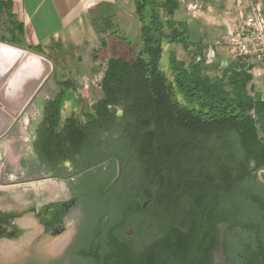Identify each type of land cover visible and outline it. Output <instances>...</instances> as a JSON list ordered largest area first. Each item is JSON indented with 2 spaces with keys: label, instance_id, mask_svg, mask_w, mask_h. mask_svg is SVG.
Here are the masks:
<instances>
[{
  "label": "flooded vegetation",
  "instance_id": "1",
  "mask_svg": "<svg viewBox=\"0 0 264 264\" xmlns=\"http://www.w3.org/2000/svg\"><path fill=\"white\" fill-rule=\"evenodd\" d=\"M94 103H76L79 119L70 118L73 109L66 107L60 120H78L90 130L81 114ZM120 137L36 131L32 158L22 170L10 177L2 167L0 251L8 262L264 264V165L252 162L250 175L232 189L207 180L212 167L199 177L194 166L172 200L160 196L158 181H145L139 197L132 157L113 149ZM42 139L48 150L41 155Z\"/></svg>",
  "mask_w": 264,
  "mask_h": 264
},
{
  "label": "trees",
  "instance_id": "2",
  "mask_svg": "<svg viewBox=\"0 0 264 264\" xmlns=\"http://www.w3.org/2000/svg\"><path fill=\"white\" fill-rule=\"evenodd\" d=\"M13 6L0 1V10ZM133 6L136 42L126 39V56L108 58L99 81L102 96L81 114L89 119L90 130L78 120H60L66 107L73 109L70 118L77 116L76 103L86 100L77 94L72 78L58 76L59 91L46 102L38 133H121L113 149L132 157L139 197L145 181H158L160 196L172 200L177 183L191 179L194 166L199 177L206 175L205 167H212L207 180L232 189L250 175L252 162L254 168L264 165V99L257 92L250 94L248 66L237 60L222 67L207 62L200 50H189L186 24L172 18L177 0H133ZM16 31L22 35L19 25ZM0 40L43 52L41 45H26L18 36ZM177 44L188 52L189 61L177 58ZM176 92L187 102L178 101ZM39 143V153H47L48 141Z\"/></svg>",
  "mask_w": 264,
  "mask_h": 264
},
{
  "label": "rangeland",
  "instance_id": "3",
  "mask_svg": "<svg viewBox=\"0 0 264 264\" xmlns=\"http://www.w3.org/2000/svg\"><path fill=\"white\" fill-rule=\"evenodd\" d=\"M115 11L112 9V13ZM89 14L93 19L99 16L97 12ZM10 21L6 10H0V39L10 38ZM133 22L135 21L129 15L120 13L116 24H109L107 27L96 24L97 28L93 24H84V27L79 26L77 37L55 40L43 46V52L38 54L49 60L52 70L32 100L14 119L9 130L0 137V170L4 167L7 174L13 177L32 158V140L43 119L44 105L59 91L58 76L72 78L77 83V94L90 104L102 96L99 81L108 58L125 57L129 44L126 41L136 42L137 28ZM102 28L106 30L103 31ZM21 48L37 54L25 47ZM180 48L177 46L176 56L186 60L187 55ZM246 58L245 64L252 73L253 89L250 94L257 92L264 99V48L251 51ZM216 62L222 67L228 63L220 60ZM175 98L180 102H187L177 92ZM260 137H264V133Z\"/></svg>",
  "mask_w": 264,
  "mask_h": 264
},
{
  "label": "crops",
  "instance_id": "4",
  "mask_svg": "<svg viewBox=\"0 0 264 264\" xmlns=\"http://www.w3.org/2000/svg\"><path fill=\"white\" fill-rule=\"evenodd\" d=\"M0 1L14 5L8 10L2 8L6 10V13L13 14L10 17V38L18 36L26 45L43 47L55 40L73 39L79 35V26L104 24L103 20L107 24H116L120 13L127 14L134 20L133 0ZM177 2L178 8L174 11L172 18L186 24L188 41L191 44L189 50L193 52L200 50L207 62L220 60L229 63L240 60V63H245L247 61L246 57L249 54L238 56L230 43L216 44L215 42L226 36L234 38L235 33L242 26L243 13L248 12L252 6L259 8L264 20V0H177ZM112 9L116 11L112 13ZM89 11L97 12L99 16L93 19ZM16 25L20 26L22 35L17 34ZM0 44L9 47L12 51L17 49L16 46L7 43L0 42ZM177 46L181 47L178 44L173 45L174 50H177ZM183 52L187 55V60L188 52L184 50ZM28 54L32 56V53L26 50L24 62ZM195 58L198 60L200 55L197 54ZM0 109L4 110V106Z\"/></svg>",
  "mask_w": 264,
  "mask_h": 264
},
{
  "label": "water",
  "instance_id": "5",
  "mask_svg": "<svg viewBox=\"0 0 264 264\" xmlns=\"http://www.w3.org/2000/svg\"><path fill=\"white\" fill-rule=\"evenodd\" d=\"M25 54L26 50L21 47L12 51L0 44V107L4 106V110L0 109V137L9 130L13 118L20 115L52 70L44 56L32 53L33 62L29 64L24 62ZM61 115H66V108ZM261 176L264 178V172ZM0 264H12L1 251Z\"/></svg>",
  "mask_w": 264,
  "mask_h": 264
},
{
  "label": "built area",
  "instance_id": "6",
  "mask_svg": "<svg viewBox=\"0 0 264 264\" xmlns=\"http://www.w3.org/2000/svg\"><path fill=\"white\" fill-rule=\"evenodd\" d=\"M242 19V26L235 33L234 38L226 36L215 42L216 44L230 43L238 56L264 48V20L259 8L252 6L248 12L243 13Z\"/></svg>",
  "mask_w": 264,
  "mask_h": 264
},
{
  "label": "bare ground",
  "instance_id": "7",
  "mask_svg": "<svg viewBox=\"0 0 264 264\" xmlns=\"http://www.w3.org/2000/svg\"><path fill=\"white\" fill-rule=\"evenodd\" d=\"M26 61V63H31L32 61H33V56H31L30 54H28V56L26 57V59H25ZM52 187V186H51Z\"/></svg>",
  "mask_w": 264,
  "mask_h": 264
}]
</instances>
